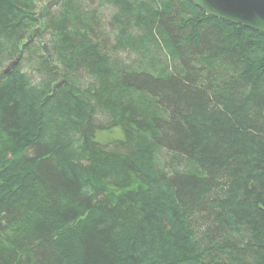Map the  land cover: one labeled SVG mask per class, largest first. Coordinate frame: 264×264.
<instances>
[{"label":"trees","instance_id":"1","mask_svg":"<svg viewBox=\"0 0 264 264\" xmlns=\"http://www.w3.org/2000/svg\"><path fill=\"white\" fill-rule=\"evenodd\" d=\"M29 2L0 0V36L18 37L30 17L42 37L47 20L27 16ZM146 12L138 25L174 51L170 72L111 67L100 46L65 30L70 17L55 22L74 67L97 80L88 105L68 110L79 120L77 157L44 138L23 82L0 77L12 78L0 86V264H264V35L189 0ZM99 114L111 121L97 124ZM152 148L201 170L158 172L143 156ZM152 184L168 188L167 204L151 202Z\"/></svg>","mask_w":264,"mask_h":264},{"label":"rangeland","instance_id":"2","mask_svg":"<svg viewBox=\"0 0 264 264\" xmlns=\"http://www.w3.org/2000/svg\"><path fill=\"white\" fill-rule=\"evenodd\" d=\"M50 1L52 0H30L29 11L34 14H25L36 19ZM174 1L177 0H61L58 6L50 10L48 18H44V22L47 20V25L42 37L39 35V40L32 35L35 31L40 34L41 28L30 17H26L18 25V37L7 39L0 36V77L9 74L10 72L5 74V70L18 60L11 70V75L15 81L24 84L21 98L23 106L40 113V119L48 127L44 133L46 140L56 145V148H62L68 155L77 157L81 153L79 120L70 117L68 110L69 107L73 108L72 104H77L76 107L88 105L86 93L91 86H95L97 80L82 66L74 67L69 52L64 50L67 44L64 43L60 32L55 29V22L70 17L71 22L65 26V30L74 34H78L75 31L79 32L77 42L87 37L92 46H100L98 51L101 53L100 57L107 60L111 67L127 68L131 71L145 70L157 75L172 70L177 64L176 55L170 47L160 45L155 39L150 40L149 35L144 34L138 24L146 19L148 9L161 10ZM190 14L187 11L186 16ZM29 37L30 43H28ZM21 38L24 39L20 40ZM43 44H46L52 52L54 60L51 58L50 60L54 61L53 63L41 46ZM10 82L12 78L6 76L0 79V86ZM56 85H60V88L56 89ZM125 96V98L130 96L139 98L134 94ZM261 105L264 108V96ZM95 120L97 124L109 123L111 118L99 114ZM117 134L118 130L113 134L102 132L99 133V139L108 140ZM247 150L253 152V144H249ZM144 154L147 165H155L158 172L168 174L172 170L185 172L201 170L196 160L176 157L164 150L152 148ZM92 184L96 186L95 181H92ZM87 190L90 193L94 192L93 186L88 187ZM145 192L152 198L151 202L154 201L157 205H165L168 202L169 191L164 185L152 184L148 190L145 189ZM242 227L233 226L229 230L237 241L244 243L249 235ZM202 238L200 236L198 240L206 248L209 242L203 243ZM150 240L153 243L150 242V246L155 247L153 251L155 254L159 245L156 242L154 244L151 237H146L144 245L147 246V241ZM156 257H160V254L154 255L153 260H156Z\"/></svg>","mask_w":264,"mask_h":264},{"label":"water","instance_id":"3","mask_svg":"<svg viewBox=\"0 0 264 264\" xmlns=\"http://www.w3.org/2000/svg\"><path fill=\"white\" fill-rule=\"evenodd\" d=\"M61 0H52L37 19L42 25L46 14L58 6ZM207 16L213 17L235 26H243L264 35V0H189ZM39 32V31H38ZM46 54L54 60V56L46 44L42 45ZM18 60L13 62L5 74L11 72ZM54 62V61H53Z\"/></svg>","mask_w":264,"mask_h":264},{"label":"flooded vegetation","instance_id":"4","mask_svg":"<svg viewBox=\"0 0 264 264\" xmlns=\"http://www.w3.org/2000/svg\"><path fill=\"white\" fill-rule=\"evenodd\" d=\"M43 12V11H42Z\"/></svg>","mask_w":264,"mask_h":264}]
</instances>
